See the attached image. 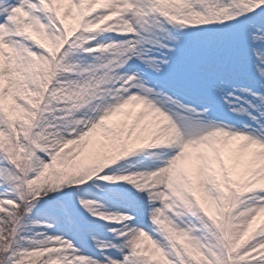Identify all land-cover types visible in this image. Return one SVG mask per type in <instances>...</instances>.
Wrapping results in <instances>:
<instances>
[{
    "label": "snow or ice",
    "instance_id": "6c2138e0",
    "mask_svg": "<svg viewBox=\"0 0 264 264\" xmlns=\"http://www.w3.org/2000/svg\"><path fill=\"white\" fill-rule=\"evenodd\" d=\"M73 52L93 60L61 76ZM158 146L162 166L116 167ZM93 177L136 192L112 211L61 191ZM0 264H264V0H0Z\"/></svg>",
    "mask_w": 264,
    "mask_h": 264
},
{
    "label": "rangeland",
    "instance_id": "374dc122",
    "mask_svg": "<svg viewBox=\"0 0 264 264\" xmlns=\"http://www.w3.org/2000/svg\"><path fill=\"white\" fill-rule=\"evenodd\" d=\"M218 3L224 4L227 3V0H217ZM197 8L202 7L199 3L196 4ZM149 24L147 25L149 31L147 33H143L146 36H149L153 39H160L163 40L166 36V33L163 31L161 27H157L158 23H163V28H168L173 31H175V28L173 25L169 24L166 20H164L163 17H149ZM215 25L209 24V25H199V26H188L184 29H180V31H196L201 29H208L212 28ZM107 38H114V39H122L123 37L117 36L114 33H103L100 36L97 37L98 40H106ZM146 46V45H145ZM99 55V54H97ZM110 55H114L112 52L104 53L103 56L107 57ZM93 60V56H89L87 54H84L82 52H73L69 55L67 58V63L70 64L73 67V71L71 72H62L61 76H67V77H78L81 75L80 69L85 67L89 62ZM99 63L100 61H96ZM143 67V65H141ZM84 75H87L84 73ZM101 87H105V85H101ZM101 101L94 100L90 103L95 104L99 103ZM88 110V106L85 105L81 109L75 110L76 115H80L84 111ZM225 119L227 120H235L238 119L236 117H233L231 113H223ZM174 150L169 146H158L157 148L152 149H143L139 152H136L128 157H125L121 161L117 162L116 167L119 169L127 170L130 172H139V171H151L157 168L158 166H162L165 158L171 154ZM69 188L73 189L76 192V196H74V199H77L78 196H84L87 199L96 200L99 203L103 204L107 208H109L112 211L122 209L126 201L119 193L123 192L125 189H130L132 192H136V189L128 184L127 182L123 181H102L99 180L97 177H93L92 180L86 182L84 185H71V186H65L61 191H67ZM53 197H58L61 195V192H53L49 194ZM138 196L142 198L143 201L147 200V196L144 193H138ZM47 199V197L45 198ZM39 208V206H38ZM137 212V222L148 225L149 221L147 218V215L144 214L143 211V204L137 209H135ZM34 218H41L38 214L37 210H34L33 212ZM195 219V217H185V219ZM100 223H104L103 221H100ZM110 227H119L120 225L115 222L109 223ZM43 230V226H33L30 222L25 224L24 234L25 235H34L35 233L41 232ZM49 233L52 232H63V234L73 240V242L76 244L78 248H80L83 252L89 253L92 255H95L97 257L100 256L99 250L95 246V242L91 239V236L87 237H81L77 236L76 234L72 233L71 231H68L67 229L61 227L60 225H57L53 229H47ZM97 236L100 240H111L113 239V234L109 233L106 229H100L93 233ZM22 243H27V241H23ZM113 254L118 255V253H115L114 250H109Z\"/></svg>",
    "mask_w": 264,
    "mask_h": 264
}]
</instances>
